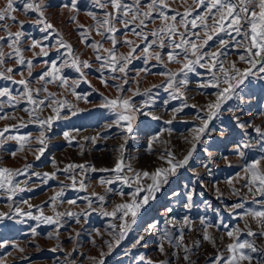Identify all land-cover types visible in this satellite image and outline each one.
Returning a JSON list of instances; mask_svg holds the SVG:
<instances>
[{
  "label": "rangeland",
  "instance_id": "obj_1",
  "mask_svg": "<svg viewBox=\"0 0 264 264\" xmlns=\"http://www.w3.org/2000/svg\"><path fill=\"white\" fill-rule=\"evenodd\" d=\"M67 2L68 0H45L47 6L45 16L54 25V30L47 33L41 32V26L33 22L38 18L35 13H25L22 10L14 13L17 20L24 21L25 36L19 47L25 60L33 61L31 76H29L27 63L18 65L14 54L10 58L6 55L5 64L0 66V71L8 67L13 68L10 74L13 80L23 78L28 81L30 88L41 89L38 94L34 92L36 100L48 97L45 104L50 103L52 99L67 102V105L61 109V118L53 122L51 130H44L37 123L31 122L32 117L29 112L34 106L28 104L26 98H22L21 102L14 107L10 106L7 98H0V103L4 105L3 113L0 114L6 113L15 117V119L0 120V130L9 125L19 126L21 122H24L27 123V127H17L5 135L30 134V141L23 150L19 149L16 141H5L4 147L0 148V168L24 170L26 165H31L26 175L15 178L20 183V187L25 189L24 191H18L9 200L10 194L0 189V213H8L12 217L11 219L5 217L3 221H0V241H8L6 247L0 248V264H93L90 258H99L101 251L108 252L105 241L112 239V235L119 230L121 224L119 213L117 217H111L104 216L102 212H112L116 205L130 200V194L136 187L135 182L129 186L115 180V173L99 171V169H111L115 166L117 160L121 158V145L124 146L125 163L130 164L137 172H152L157 167H167L165 161L161 159L167 151L174 153L177 159H182L191 147L188 143V140H191V130L200 123L196 117L204 115L200 109L215 100L213 93L217 89L199 86L211 79L207 69L199 66L196 67V72L188 74V83L185 86L176 85L180 87L182 97L173 99L172 90H164L167 77L162 73L178 72L182 66L179 63L168 62L167 53L172 51V48L167 39L163 49L158 46L150 49L147 62L144 58L133 59L128 65L126 77L121 73L113 74L107 70L102 73L101 62L96 60V55L106 56L107 53L102 50L97 53L91 45L100 42L103 48L112 47L110 40L103 39L97 34V20L103 19L105 10L96 8L91 0H78L79 13H70L67 9L62 10L60 7ZM5 4L6 0H0V8H3ZM169 4L172 9L181 13L190 6L195 7L193 0H169ZM89 11L95 13L97 20H93L86 14ZM202 11V9L194 11L193 16ZM72 15L77 17L76 21L70 19ZM4 23L9 25V31L20 30L19 24L11 20ZM197 23L199 24V21ZM146 24L142 31L148 36V42H150L155 39L151 36V31L159 26L160 21L157 19L155 22H146ZM81 25L83 27H80ZM116 27L120 29L115 33L118 41L116 45L118 55H126L130 50L129 46L123 43L125 39L139 44L141 49L145 46L146 42H142L121 24H116ZM180 31L184 29L181 28ZM191 32H199L203 36L201 28L191 29L189 26V33ZM5 35V30L0 28V36ZM45 35L47 39H44ZM32 39L42 41L48 56H34V52H39V49H29ZM224 39L228 40V37L224 36ZM61 40L71 46L73 50L71 55L66 48L59 46ZM218 47L219 41L214 38L209 41L205 51H216ZM0 48L5 54L12 53L4 42H0ZM222 51L224 55L220 56V60L224 62L225 67H228L231 62H235L240 68L246 66L239 60L243 49L236 48L232 42H229ZM153 52L161 53L162 62L150 58ZM136 55L144 57L140 49L137 50ZM73 56L79 57L81 61L87 60L91 65L90 68H82L85 74L83 77L73 68L64 67L62 75L67 77L69 86L61 87L58 82L45 85L39 80V76L50 68L52 61L60 66L66 60L70 63ZM44 61H48V64L46 65ZM214 71L222 78L218 69ZM20 73H23V76ZM102 74L108 81V87L101 83ZM113 75L120 78L113 80L111 78ZM123 79H127L128 83L123 84L125 91L122 95L131 97L137 105L149 102L145 110L159 117L158 120H152L150 117L138 116L133 133L127 140L124 139L126 133L121 128L107 127L113 122L115 116L107 109L99 107L102 101L101 94L109 97L121 94L114 85L122 84ZM181 79H184L182 75L177 76V81ZM250 79L252 83L249 85L246 82L238 90L239 97L229 101L220 118L213 122L217 127H220L223 122V126L229 129L230 135L221 137L219 132H216L213 133L208 144L197 145L189 165L180 169L178 175L172 177L169 184L156 194V199L150 201L146 209L141 210L132 231L110 255L104 257L105 264H147L148 261H152L153 264H160L162 261L164 264H212L216 255H228L225 246L233 240L226 233L237 228L242 230L235 233L240 241L253 242L258 249L264 251V236L259 235L260 225L250 216L244 215L248 208L259 207L252 201L260 197L254 192L249 193L244 187L243 169L253 160L264 161V149H261L258 134L255 132L257 127L264 130V81L256 77H250ZM13 80L0 79V87H7L13 96H18L23 91V86L14 83ZM73 81L76 82L75 93L82 97L79 100L72 94L73 89L70 86ZM45 86L48 89L47 93L43 91ZM137 90L140 94L134 95ZM145 92L148 94L145 95ZM49 94L54 95L49 96ZM185 104L188 106L184 107ZM178 108L183 110L177 113L174 110ZM228 108L241 110L233 113L227 111ZM24 109H29V112ZM73 110L82 111L72 116ZM52 114V110L46 106L42 111L36 112L41 119ZM234 116H238L240 121L248 127L245 130L234 127L236 123ZM169 120H172L171 124L166 123ZM41 131L45 132L47 138L42 155L38 152L41 145L37 139ZM65 131L75 137L71 144L64 139ZM85 137H97V139L93 143L91 139L85 140ZM153 137L158 139L152 142ZM150 142H152L151 150H149ZM237 142L251 145L249 148L242 149L243 156L234 151ZM12 151L16 153L14 157L11 155ZM37 155H40L39 160L36 159ZM69 164H85L88 168L63 171ZM92 167L98 171H91ZM53 172L56 174L55 178H50L47 183H44L43 174ZM33 173H39L40 176ZM122 174L133 178V173L127 168ZM69 176H75V187L72 186ZM107 180H114V183H101ZM229 180L232 183H228ZM81 181L86 186L85 189L80 188ZM142 183L146 185L150 181L145 178ZM60 191H63V196L58 197L53 203L50 198ZM173 191L179 195L172 196ZM120 192L124 195L121 196ZM188 192L193 193L190 208L184 206ZM93 193L103 195L105 200L99 201ZM140 195L143 196L144 193ZM71 200L76 203H68ZM89 201H91V207H89ZM236 204H243L244 207L233 209V205ZM167 208H172V212L168 213ZM16 209L25 213L30 211L34 216L40 215L41 210L48 216H55V212L86 213V215H79V223L76 217L65 215L60 217L59 225H50L29 219L27 216H17ZM186 216L191 220L190 227L183 224ZM201 220L205 223L202 224ZM153 223L156 224L153 232L145 235L144 241L136 248H131L135 239ZM113 225L116 226L115 229ZM208 225L212 226L208 227ZM223 225L228 227L225 228ZM246 226L257 235L248 236ZM32 228H36V234L32 233ZM97 230L101 235H97ZM181 230L184 236L182 243L190 248L187 253L190 260L187 262L183 259L185 255L183 250L174 246L179 242ZM205 231L210 236V240L203 239ZM165 232L168 233L172 244L164 239ZM161 243L165 247L164 253L158 249ZM13 244L16 247H13ZM54 248L56 251H52ZM251 255L254 257L253 264H256L261 257V252ZM140 256L145 257L143 262L139 260Z\"/></svg>",
  "mask_w": 264,
  "mask_h": 264
},
{
  "label": "snow or ice",
  "instance_id": "obj_2",
  "mask_svg": "<svg viewBox=\"0 0 264 264\" xmlns=\"http://www.w3.org/2000/svg\"><path fill=\"white\" fill-rule=\"evenodd\" d=\"M92 4L104 11V17L101 20H97L95 13L89 11L86 14L90 16L93 20H97V34L103 39L111 41V48H103V44L100 42L93 43L91 47L99 53L101 50L107 53L106 56L97 54L96 60L101 62L100 69L103 73L104 70L110 71L111 73H121L125 77L127 75L128 65L132 63L133 59L144 58L145 62L149 58L148 54L153 46H158L163 49L166 46V39L171 44L172 51L167 53L168 62H175L181 64V68L178 72H165L162 73L167 77V83L164 88L165 91L172 90L173 99L180 98L183 93L180 92V86H185L188 83L187 77L189 73L196 72V67L206 68L211 74V79L206 83H202L199 86L202 88L212 87L217 89L213 95L215 100L209 102L206 106L200 109L204 115H197V119L200 121L199 125L191 130V140L188 143L191 145L186 155L182 159H177L171 151H167L164 156L161 157L167 164V167H157L154 171L148 172H137L132 169L130 164H126L123 159V148L121 145L120 152L121 158L117 160L115 166L111 169H99V171H111L115 173V180L121 181L129 186L133 182L136 183L135 190L130 194V200L120 203L115 206L112 212L103 211L104 216L117 217V213L120 214L119 219L121 224L119 225V230L112 235V239L105 241L108 252H100L99 258L91 257L93 264H105L104 257L110 255L112 251L120 245V243L126 238L127 234L132 231V228L137 223V217L141 213L142 209H146L149 202L156 199V194L161 192L163 188L169 184L172 177L177 176L180 169H184L189 165L192 160L193 155L196 151L198 144L204 143L208 144L211 140L213 133L219 132L221 137H227L230 135L229 129L223 126L217 127L214 125V121L219 119L223 110H225V105L229 101L233 100L234 97H239V89L245 85L247 82L249 85L252 83L250 77H256L258 80L264 81V0H193L195 7H188L182 13L176 9H172L169 0H91ZM45 0H6V4L3 8H0V28H3L6 32L5 36H0V42H4L12 53L5 54L0 48V66L5 64L6 55L10 58L14 54L15 61L18 65H25L27 63L29 69V76H31V68L33 66L32 60H25L22 55V50L19 47L22 38L25 36L23 31L24 21L17 20L14 15L18 10H22L25 13H35L38 18L33 22L40 25V31L47 33L50 30H54V25L45 16L46 11ZM61 9H67L70 13H79L80 7L78 0H68L67 3L62 4ZM110 9V10H109ZM198 9H202L201 12H197L193 16V12ZM191 17V19H189ZM72 21H76L77 17L75 15L70 16ZM159 20L160 24L157 28L151 31V36L155 39L148 42V36L144 35L142 29L147 26L146 22H155ZM11 20L14 23L19 24L20 30L16 32L9 31V25L4 23L5 21ZM199 21V24L197 23ZM116 24H121L124 29L130 31L142 42H146L145 46L141 49L139 44H134L132 40L125 39L124 44L129 46V52L125 54H117L116 45L118 43L115 38V33L119 32L120 29L116 27ZM189 26L191 29L201 28L203 30V36L199 32L189 33ZM80 27H83L82 25ZM183 28L184 31H180ZM139 29V31H138ZM224 35L221 36L220 34ZM224 36L228 37V40L224 39ZM179 38L178 40L176 38ZM45 35L44 39H47ZM216 38L219 41V47L216 51H205L209 46V41ZM232 42L234 46L238 49H243V54L239 56V60L242 61L246 66L240 68L235 62H231L228 67H225L223 61L220 60V56L224 55L223 49ZM61 48H66L68 53L71 55L73 50L70 45L66 44L63 40L59 42ZM29 49H39V52H34V56H48V51L46 47L42 45V41L32 39ZM144 54V57H139L136 55L137 50ZM178 50V51H177ZM150 58L156 59L158 62H162V56L160 52H153ZM47 65L48 61H44ZM70 67L76 72L80 73L81 77L85 74L83 69L90 68L91 65L89 61H81L79 57L73 56L71 62L67 60L63 64L57 66L55 61L51 62L50 68L44 71L40 76L39 80L44 82L45 85L58 82L61 87L69 86L68 79L62 75V68ZM218 69L219 73L214 71ZM255 70V71H254ZM13 72V68L8 67L3 71H0V79L2 80H13L10 75ZM23 76V73H20ZM182 75L184 79L177 81V76ZM113 80L119 79L116 75L111 77ZM14 83L23 86V91L18 96H13L12 92L7 87H0V98H7L10 106H15L21 102L22 98H26L28 104L34 107L29 112V109H24V111L29 112L32 117L31 122L37 123L41 129L51 130L54 121L61 118V109L67 105L66 101H59L52 99L50 103L45 104V99L36 100L34 98V92L38 94L41 89H32L29 87L28 81L21 78L20 80H13ZM101 83L108 87V81L101 75ZM127 79H123L122 84L114 85L118 92L121 93L115 97H109L101 94L102 101L99 105L100 108L107 109L115 116L113 122L107 127H118L123 130L126 135L124 139L127 140L128 136L133 133L134 124L137 121V117L142 115L145 117H150L152 120H158L159 117L153 115L151 112L146 111L149 102H144L141 105L134 103L131 97H125L122 93L125 91L123 84H127ZM73 89L72 94L76 96L79 100L82 97L77 95L74 91L76 87V82L73 81L70 86ZM155 87V86H154ZM43 91L47 93V87H43ZM137 90L134 95H139ZM145 95L148 92L144 93ZM54 94H49L53 96ZM86 100V98H85ZM14 102V103H13ZM87 102V100H86ZM46 106L52 110V115L41 119L36 115L38 110L42 111L43 107ZM188 105L185 104L184 107ZM4 105L0 103V113H3ZM74 107V106H72ZM195 107V105H193ZM182 108L175 109V112L182 111ZM241 109L228 108L227 111L235 112ZM78 111L73 110L71 112L72 116L77 115ZM15 119L14 116H9L8 114H0V120L3 119ZM175 119V116H173ZM236 123L234 127L241 130H245L248 125L240 121L238 116H234ZM166 123L171 124L172 120L166 121ZM17 127H27V123L21 122L19 126L9 125L5 126L3 130H0V148L4 147L5 141L13 140L16 141L19 149L23 150L26 144L30 141V134L24 135H11L6 136L12 129ZM79 131V130H77ZM169 131H171L169 129ZM255 132L259 137V144L261 149H264V130L257 127ZM64 139L71 144L75 137L70 133L65 131L63 133ZM41 147L38 149L40 155L45 151L46 147V137L45 132L41 131L40 137L37 138ZM85 140L91 139L93 143L96 142L97 137H85ZM157 137L152 138L154 142ZM187 140V138H185ZM152 142L149 143V150H151ZM82 147V146H81ZM251 147L250 144L236 143L234 149L235 153L243 156V148ZM14 157L16 155L15 151L11 152ZM40 155L36 156V159H40ZM31 165H26L24 170L20 169H10L8 167L0 168V189L6 190L10 195L8 199L11 200L12 197L18 191H24L25 189L20 187V183L15 179L18 176L26 175L27 169ZM88 166L85 164H69L63 171L70 172L74 169L87 170ZM125 168L133 173V178L123 175ZM91 171H98L94 167L90 168ZM245 175V185L249 193H255L260 199H253L252 203L259 205L258 208H248L244 215L250 216L258 225L261 227L259 235L264 236V161L253 160L251 163L247 164L243 169ZM33 175L40 176L39 173H33ZM44 183L50 178H55V172L49 174L44 173ZM150 181L148 184H143L144 179ZM72 180V186L76 185L75 176H69ZM101 183L112 184L114 180L101 181ZM228 183H232L231 180ZM80 188L85 189L83 181L80 182ZM111 191V189H107ZM144 193L141 196V193ZM63 191L56 193L52 196L50 200L54 203L58 197L63 196ZM121 196L124 195L123 192L119 193ZM94 196L101 202L105 200L103 195L98 193H93ZM172 196H178L179 193L175 191L172 192ZM193 199V193L188 192L186 194L185 207L190 208ZM25 203H27L25 201ZM68 203L75 204L76 201L71 200ZM31 207V206H30ZM89 207H91V201H89ZM243 204L233 205L235 208H243ZM55 211V209H54ZM168 213L172 212V208H167ZM17 216H27L29 219L39 221L43 224L59 225L60 217H76L77 223H79V215H86V213L77 214L74 212L60 213L55 212V216L44 215L41 210L40 215L34 216L30 211L23 212L20 209H16ZM5 217L11 219L8 213H0V221H3ZM168 221H166L167 223ZM201 223L205 222L201 220ZM223 223V222H221ZM184 226L191 225V220L189 217H185L183 220ZM212 225H208L211 227ZM227 228V225H223ZM114 229L116 226H112ZM156 224L153 223L144 229L143 234L139 235L135 241L132 243L131 248H136L145 239V235L153 232ZM247 235L255 236L256 232L252 231L250 227H247ZM32 233L36 234V228H32ZM237 231H242L239 228L227 231V236L233 240L232 243L227 244L226 251L227 256L223 254L216 255L212 264H253L254 257L252 253L261 252V257L256 261V264H264V251L258 249L253 242L248 240L240 241L239 237L235 235ZM97 235H101L99 230H97ZM164 239L168 240L169 244H172L168 233H164ZM204 240H210V236L205 231L203 237ZM183 231L179 236V242L174 246L176 248L182 249L185 255L183 259L187 262L190 257L187 253L190 251L188 246L183 245ZM8 241H0V248L6 247ZM214 244V241H213ZM16 247L15 244L12 245ZM158 249L161 253L165 252L164 244L158 245ZM56 251V249H52ZM139 260L143 262L145 260L144 256H140ZM147 264H153L152 261H148ZM164 264V262H160Z\"/></svg>",
  "mask_w": 264,
  "mask_h": 264
}]
</instances>
